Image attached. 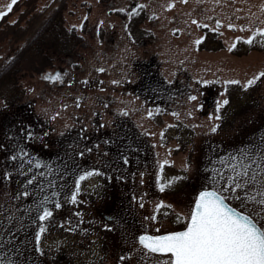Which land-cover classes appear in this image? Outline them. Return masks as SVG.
Segmentation results:
<instances>
[{"label":"rangeland","instance_id":"obj_1","mask_svg":"<svg viewBox=\"0 0 264 264\" xmlns=\"http://www.w3.org/2000/svg\"><path fill=\"white\" fill-rule=\"evenodd\" d=\"M113 1L119 8L129 1L144 6L150 19L141 26L154 34L153 43L144 47L131 43L124 20L98 0H16L0 18V68L9 60L8 56L22 54L29 66L16 79L0 80V172H11L8 178L0 174V208L6 210L0 211V250L8 249L6 255L18 264H148L140 254L124 261L120 257L138 243L134 237L141 231L157 234V229L176 230L183 224V218L177 223L176 217L182 212L186 215L196 191L202 184L210 183L208 165L214 157L230 151L226 142L223 150H218L221 147L213 140L215 134L208 131L218 121L208 113L214 112L217 100L225 98L226 82H243L264 70V50L259 49V38L253 43L236 40L249 35L251 30L227 27L228 23L242 24L250 19L264 22V0ZM9 2L0 0V11ZM169 3L173 6L167 7ZM56 9H60L66 27L83 24L82 28L75 27L82 36L76 54L72 59L51 55L28 61L34 56L24 52L23 46ZM193 17L204 18L209 27H198ZM216 19L223 23L216 25ZM101 20L103 24L97 29ZM200 36L205 39L197 44ZM233 44L236 46L232 47ZM150 54H156L159 71L168 82L167 92L180 95L174 98L171 111L154 117L146 114L148 103L134 91L159 96L166 89H162L160 81L136 82L137 72L131 65L133 57L146 58ZM43 62L46 66L41 69ZM73 62L76 67L71 66ZM100 68L104 71H98ZM56 70L61 72L62 81L45 79V74ZM197 76L211 83L199 85L193 79ZM189 86L197 90L196 101L188 99ZM239 87L243 88L242 84ZM16 89L19 97L13 107ZM258 92L264 106V78ZM197 103L204 107H195ZM21 128L31 130L34 136L27 138ZM258 131L255 126L252 133ZM252 137L249 145L254 143ZM109 140L112 142L106 143ZM89 148L91 152L78 155ZM20 149L44 163L36 166L20 156L15 161L10 159L12 152ZM124 153L130 156L127 165L120 160ZM20 163H25L26 168L21 169ZM92 167H100L101 172L81 181V191L73 203L70 193L74 180L80 170ZM41 172L45 173L43 189L36 187L37 180L32 188L34 196L10 199L22 190L29 174L39 176ZM157 175L161 177L159 181ZM50 180L55 181L54 187ZM160 183H165L163 190ZM53 191L60 196H52ZM44 195L49 196L53 216L41 222L36 207L29 205L42 200ZM57 200L59 208L55 207ZM160 200L166 204L157 209L155 205ZM21 203L25 208L19 207ZM8 212H13L12 225L5 227L3 217ZM153 212L157 219L150 218ZM28 219L37 223L29 224ZM18 223H23L24 228L14 233V240H9L8 232ZM40 223L45 224L43 252L35 251L33 246ZM105 224L112 226L105 228ZM159 257L160 254H153L148 259L155 261Z\"/></svg>","mask_w":264,"mask_h":264},{"label":"snow or ice","instance_id":"obj_2","mask_svg":"<svg viewBox=\"0 0 264 264\" xmlns=\"http://www.w3.org/2000/svg\"><path fill=\"white\" fill-rule=\"evenodd\" d=\"M15 3L16 0H10L5 10L0 11V18L4 17L5 13ZM172 6L171 3L167 5V7ZM140 7L141 5L137 4L136 7L131 9V12L135 13ZM261 7L264 8V4ZM120 11H125V9L121 8ZM207 19H211V17ZM193 23L205 29L209 27V25L204 23V18L198 20L193 17ZM215 23L216 25H220L223 21L216 19ZM261 23L264 22L259 19H250L242 24L228 23L227 27L229 29L251 30L249 35L238 36L236 40H245L248 43H253L255 39L259 38L264 43V26H260ZM100 24H103L102 20L97 25V29H99ZM74 27L82 28L83 24L75 25ZM173 31L178 30L173 29ZM203 39L205 37L200 36L196 43L199 44ZM235 46V44L232 45V47ZM7 59L11 60L13 57L8 56ZM98 71L103 72L104 69L100 68ZM260 78H264V70L255 73L243 82L233 80L227 83L242 84L243 88L248 89ZM45 79L62 81L63 77L60 71H56L55 73L46 75ZM193 79L199 85L211 83V81L201 79L198 76ZM84 80L87 82L88 78L85 77ZM68 83L72 84L73 81L68 80ZM112 83H119V81H112ZM197 98V90L193 86H189L188 99L196 101ZM76 99L79 100L80 97H76ZM228 102L227 97L217 100L214 112L208 113L209 117L218 121L221 104H227ZM64 106L66 107L67 105ZM195 107L203 108L204 106L197 103ZM153 108L159 110L160 106L149 103L146 113L148 116L153 115ZM119 111L127 115L126 110L121 109ZM188 115L191 116L193 113L189 112ZM84 127L86 128L87 125ZM217 127L218 124L213 123L208 131L215 132ZM20 131L24 132L25 136L29 139L34 136L31 130L21 128ZM81 135H83V132H81ZM161 135H163V130H161ZM111 142V140L106 141V143ZM91 151L92 149L90 148L85 149V151L79 152L78 155L84 156L87 152ZM17 156L26 157L27 160L32 161L36 166L44 163L39 158L33 159L24 149H20L19 152H12L10 159L15 161ZM120 160L123 165L129 164V154L124 153L120 155ZM216 161H219V163ZM168 163H171V161H168ZM19 167L24 169L26 168V164L20 163ZM208 167L211 170V174L208 176L210 183L202 184L200 189L196 191L194 197L189 201L187 214L185 215L182 212L176 217L177 223L180 222L182 217L183 224L176 230L160 231L157 229V234H152L148 230L141 231L138 236L134 237V242L138 241V243H135V246L130 251L120 257L122 261L134 258V254H140L148 260V264H264V136H261L257 143L241 145L235 151L214 157L213 163L209 164ZM48 168L50 172L51 165ZM100 172V167L80 170L79 175L73 182L74 188L70 193L73 203L77 201L78 193L81 191V181L85 177ZM0 174L6 178L11 176L10 171H3ZM140 175L143 176V173H140ZM44 176V172H41L39 176L29 174L24 180L22 190L16 191L10 199L18 201L21 198L34 196L35 193L32 190L33 183L39 180V184L36 187L43 189L45 183ZM156 178L158 181L161 179L159 175ZM174 179H179V177H175ZM141 183H143V180H141ZM166 183L171 184V181H166ZM49 184L54 187L55 181L50 180ZM159 187L163 190L165 183H160ZM52 196L59 197L60 193L53 191ZM48 200L49 196L44 195L42 200H36L34 204L29 205V207H36V214L38 220L41 222L53 216V207L48 205ZM165 204L164 200H160L155 207L160 209ZM141 206H143L142 198ZM19 207L25 208V204L21 203ZM55 207H61L59 200L56 201ZM168 207L171 206L169 205ZM12 208L15 210L16 205L13 204ZM0 211L6 210L0 208ZM77 215L80 216L82 213L77 212ZM12 216L13 212H8L7 217H3L5 227L12 225ZM25 218L21 217L22 220ZM150 218L157 219L156 213L153 212ZM27 223L35 224L37 221L28 219ZM24 226L23 223L16 224L8 232L7 238L14 240L16 238L14 233H17ZM111 226V224L104 225L105 228H110ZM44 231L45 224L40 223L33 238L34 250L37 252L44 251L41 247ZM8 251V249L0 250V264H18L15 259L6 255ZM153 254H160V257L155 261L149 260L148 258ZM19 264H22V262H19Z\"/></svg>","mask_w":264,"mask_h":264},{"label":"trees","instance_id":"obj_3","mask_svg":"<svg viewBox=\"0 0 264 264\" xmlns=\"http://www.w3.org/2000/svg\"><path fill=\"white\" fill-rule=\"evenodd\" d=\"M98 1L108 11L114 12L124 20V28L131 43L137 47H144L154 42V34L141 26L144 20L150 19L141 3L129 1L122 7L125 11H120L121 8L116 7L113 0ZM137 4H140L141 7L135 13H132L131 9L136 7ZM81 41L82 36L77 33L75 27H66L60 17V9H56L36 28L33 35L23 46V51L33 53L34 57L32 56V59L31 57L28 58L30 62L34 61L37 57L49 58L51 55L70 57L72 59ZM259 49L264 50V43H260ZM25 63L26 60L23 58V54L15 55L13 59L8 60L0 68V80L9 77L16 79L19 72L29 69V66L27 67ZM131 65L137 72L138 78L136 82H140L141 84L147 81H160L164 86L162 89H166L159 96H153L144 90L134 91L143 102L160 106L159 110L156 108L152 109V116L171 111V104L179 94L175 93V91L171 93L167 92L169 90L168 82L164 81L159 71V61L156 58V54H150L146 58L135 56L131 60ZM44 66H46V62H43L40 68L42 69ZM71 66L76 67V62H73ZM262 79H258L248 89L241 88L237 84L225 83L223 92L229 102L222 105L217 122L218 127L213 132L215 134L213 140L219 144L218 148L221 147V149H218L219 151L223 150L225 142L229 145L230 151H235L241 145H249V137L253 136L250 139L254 143H257L259 138L264 136V106L260 104V99L263 97L258 92ZM171 87L174 86L171 84ZM18 94V90L16 89L15 94L12 96L13 107L16 106L15 102L18 100ZM232 101H234L233 104L230 103ZM261 124L263 126H260ZM255 126L259 130L258 133H252Z\"/></svg>","mask_w":264,"mask_h":264},{"label":"water","instance_id":"obj_4","mask_svg":"<svg viewBox=\"0 0 264 264\" xmlns=\"http://www.w3.org/2000/svg\"><path fill=\"white\" fill-rule=\"evenodd\" d=\"M57 71V70H56ZM56 71H54L53 73H55ZM48 75V74H45V76Z\"/></svg>","mask_w":264,"mask_h":264}]
</instances>
